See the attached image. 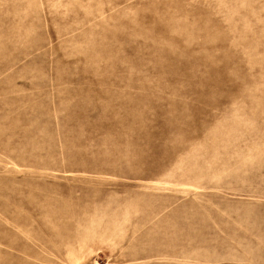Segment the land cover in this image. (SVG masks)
Wrapping results in <instances>:
<instances>
[{
    "label": "rangeland",
    "instance_id": "rangeland-1",
    "mask_svg": "<svg viewBox=\"0 0 264 264\" xmlns=\"http://www.w3.org/2000/svg\"><path fill=\"white\" fill-rule=\"evenodd\" d=\"M0 264H264V0H0Z\"/></svg>",
    "mask_w": 264,
    "mask_h": 264
}]
</instances>
